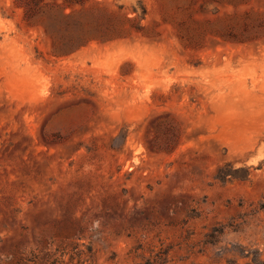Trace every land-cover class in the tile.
<instances>
[{"label":"rangeland","instance_id":"obj_1","mask_svg":"<svg viewBox=\"0 0 264 264\" xmlns=\"http://www.w3.org/2000/svg\"><path fill=\"white\" fill-rule=\"evenodd\" d=\"M91 2L144 32L0 0V264H264V0Z\"/></svg>","mask_w":264,"mask_h":264},{"label":"trees","instance_id":"obj_2","mask_svg":"<svg viewBox=\"0 0 264 264\" xmlns=\"http://www.w3.org/2000/svg\"><path fill=\"white\" fill-rule=\"evenodd\" d=\"M89 0H15L29 26L41 25L53 40L59 37L64 50L78 49L92 40L102 42L126 38L132 32H144L139 21L146 16L142 8L135 17L118 10H108L101 3ZM64 55V52H58Z\"/></svg>","mask_w":264,"mask_h":264}]
</instances>
